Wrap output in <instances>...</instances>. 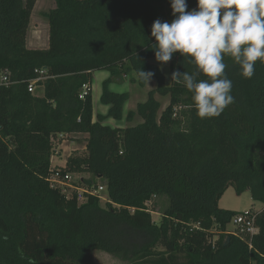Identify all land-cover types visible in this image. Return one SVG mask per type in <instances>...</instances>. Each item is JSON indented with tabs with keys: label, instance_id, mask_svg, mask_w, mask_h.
Masks as SVG:
<instances>
[{
	"label": "trees",
	"instance_id": "obj_1",
	"mask_svg": "<svg viewBox=\"0 0 264 264\" xmlns=\"http://www.w3.org/2000/svg\"><path fill=\"white\" fill-rule=\"evenodd\" d=\"M36 0H0V264H93V252L128 264H264V64L251 79L225 57L234 103L217 118L201 119L192 94L171 81L195 66L179 53L168 62L170 84L155 58L151 27L171 22L170 0H54L44 18L48 47L31 50L26 34ZM188 9L197 7L187 0ZM152 72L155 88L119 121L127 93L102 83L106 115H93L91 75ZM44 71L35 84L28 85ZM203 79V76L199 77ZM167 98L161 110L156 99ZM84 147L71 153L65 173H87L104 183L110 201L78 205L50 188L53 141ZM76 135H83L82 141ZM87 186L94 181L83 180ZM250 194L252 237L228 230L239 212L217 206L225 190ZM166 197L155 223L146 203Z\"/></svg>",
	"mask_w": 264,
	"mask_h": 264
},
{
	"label": "clouds",
	"instance_id": "obj_2",
	"mask_svg": "<svg viewBox=\"0 0 264 264\" xmlns=\"http://www.w3.org/2000/svg\"><path fill=\"white\" fill-rule=\"evenodd\" d=\"M187 10V0H170L174 19L154 21L151 36L155 59L167 64L179 53L195 71H174L171 81L192 94L193 107L201 119L219 117L234 103L233 83L226 75L225 57L239 66L240 75L251 79L256 64H264V0H196ZM152 72L138 71L149 86ZM203 76V79L199 77ZM0 239H7L6 235Z\"/></svg>",
	"mask_w": 264,
	"mask_h": 264
},
{
	"label": "rangeland",
	"instance_id": "obj_3",
	"mask_svg": "<svg viewBox=\"0 0 264 264\" xmlns=\"http://www.w3.org/2000/svg\"><path fill=\"white\" fill-rule=\"evenodd\" d=\"M54 0H37L36 5L33 9L30 18V29L27 34V42L28 48L31 50H45L48 47V23L47 20L44 18V14H46L53 6ZM150 63L159 66L161 68L162 74L165 78V85L168 86L170 84L169 78V66L168 63L161 65L156 59H152ZM109 79L111 84L109 86V90L116 92V93H127L128 100L124 103L122 108V116L119 121L113 119H106L103 122V125H106L110 128H125V127H132L141 122L138 116H133L130 121H127L126 116L127 113L130 111H134L135 107L138 103H143L147 99V94L149 91L155 88L154 80H151L149 86L146 84L145 87H140L134 81V74L132 73H124L121 76H110L108 72L99 71L94 72L91 75V83H90V90H91V97H92V105H93V115L94 117L97 114H106L108 107L104 106L100 103V96L102 91V83L104 80ZM35 91L40 92V89L35 88ZM156 99L160 102L161 110L164 109L167 105L168 99L167 98H159ZM78 138L79 141H82V138L79 136H75ZM69 141V140H67ZM71 142V141H69ZM77 144V143H76ZM74 153L82 154L84 149L82 146H78ZM71 151V153H73ZM65 158L62 157L58 161L53 159L52 164H62L64 163ZM91 180L94 181L96 185L103 186L104 183L100 179H94L91 175L87 173L75 175L73 177V181L77 182L80 185L79 180ZM101 207H105V204H100ZM168 205V200L166 197H158L152 200V204L148 206L149 210L151 211L152 220L155 223L160 221V217L162 212L164 211L165 207ZM217 206L223 210L233 211V212H242L245 210H251L253 212L259 211L261 205L258 203H254L251 200L250 194L248 192H244L240 195L236 194L234 188L229 186L223 195L218 200ZM228 228L232 227L229 225ZM93 264H128L127 262H122L106 253L95 251L92 255Z\"/></svg>",
	"mask_w": 264,
	"mask_h": 264
},
{
	"label": "built area",
	"instance_id": "obj_4",
	"mask_svg": "<svg viewBox=\"0 0 264 264\" xmlns=\"http://www.w3.org/2000/svg\"><path fill=\"white\" fill-rule=\"evenodd\" d=\"M43 75L44 71H39L38 77L32 80L31 83H29V92H33L35 89V84L44 79ZM7 83L8 75H1L0 85ZM57 139H62V135H58ZM55 141L56 140H54L53 142ZM54 156H56V151L53 152L51 157ZM65 164L66 161L64 162V165L56 164L51 166L50 174L48 177L50 188L57 190L66 199H72L75 196L78 205L84 204L89 197L98 198L100 204L107 205L110 203L104 186H87L82 183V180H79L81 182L79 185L77 182L73 181V177L75 176V174L64 172ZM150 204L151 202L146 203L147 207L150 206ZM229 225L232 227V229L228 228V230L231 231L233 235L252 237L257 233V229L254 226V214L251 210L239 212L231 219Z\"/></svg>",
	"mask_w": 264,
	"mask_h": 264
},
{
	"label": "crops",
	"instance_id": "obj_5",
	"mask_svg": "<svg viewBox=\"0 0 264 264\" xmlns=\"http://www.w3.org/2000/svg\"><path fill=\"white\" fill-rule=\"evenodd\" d=\"M37 1V0H36ZM35 5H36V3H35ZM35 5H34V7H35ZM52 8H53V6H52ZM51 8V9H52ZM34 9V8H33ZM32 12H33V10H32ZM32 14V13H31ZM31 18V17H30ZM30 23V22H29ZM31 26V25H30ZM30 26L28 27V30H27V34H28V31H29V29H30ZM27 34H26V46H28L29 44H28V40H27ZM28 48V47H27ZM29 49V48H28ZM151 60H149V62H150ZM161 69V68H160ZM91 91V90H90ZM102 115H106V114H102ZM76 136H80L82 139L84 138V136L83 135H76ZM77 138V137H76ZM56 141L55 142H53V147H54V149H53V152L54 151H56V156H54V157H51V166L52 165H55V164H52V161H53V159H56L57 161L59 160V159H61L62 157H64L65 158V161H66V159H67V157L71 154V151L73 152V151H75L76 150V148L78 149V145L75 143V142H73V141H71V140H69V141H71V142H69V141H67L68 139H65V140H59V139H55ZM83 149H84V147H83ZM64 161V162H65ZM62 165H64V163H62ZM261 205V204H260ZM262 208H263V205H261V208H260V210H262ZM259 210V211H260Z\"/></svg>",
	"mask_w": 264,
	"mask_h": 264
}]
</instances>
